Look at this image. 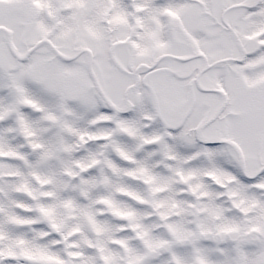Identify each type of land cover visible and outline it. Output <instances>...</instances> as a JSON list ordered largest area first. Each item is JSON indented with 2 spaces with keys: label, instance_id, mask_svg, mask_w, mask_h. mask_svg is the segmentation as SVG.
<instances>
[{
  "label": "snow or ice",
  "instance_id": "6c2138e0",
  "mask_svg": "<svg viewBox=\"0 0 264 264\" xmlns=\"http://www.w3.org/2000/svg\"><path fill=\"white\" fill-rule=\"evenodd\" d=\"M0 264H264V0H0Z\"/></svg>",
  "mask_w": 264,
  "mask_h": 264
}]
</instances>
